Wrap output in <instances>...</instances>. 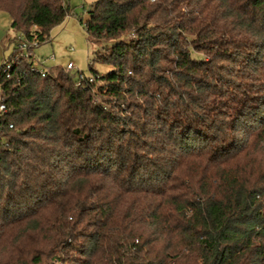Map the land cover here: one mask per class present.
Returning a JSON list of instances; mask_svg holds the SVG:
<instances>
[{
    "label": "trees",
    "instance_id": "16d2710c",
    "mask_svg": "<svg viewBox=\"0 0 264 264\" xmlns=\"http://www.w3.org/2000/svg\"><path fill=\"white\" fill-rule=\"evenodd\" d=\"M0 11L41 45L70 6ZM89 14L109 74L0 82V264H264V0Z\"/></svg>",
    "mask_w": 264,
    "mask_h": 264
},
{
    "label": "rangeland",
    "instance_id": "374dc122",
    "mask_svg": "<svg viewBox=\"0 0 264 264\" xmlns=\"http://www.w3.org/2000/svg\"><path fill=\"white\" fill-rule=\"evenodd\" d=\"M98 0H65L70 6V15L63 24L53 28L49 41L34 48L31 55L35 62L47 60L45 69L49 75L56 76L63 68L72 62L86 76L104 77L112 71V66L95 60L101 44L88 40L85 25L90 18V11ZM12 19L4 11H0V67L12 57L16 49V40L21 33L11 27ZM54 61H49L51 56ZM94 70L95 72H93ZM75 73V72H74ZM69 261L60 264H69ZM50 264V263H49Z\"/></svg>",
    "mask_w": 264,
    "mask_h": 264
},
{
    "label": "built area",
    "instance_id": "2783aa9c",
    "mask_svg": "<svg viewBox=\"0 0 264 264\" xmlns=\"http://www.w3.org/2000/svg\"><path fill=\"white\" fill-rule=\"evenodd\" d=\"M39 46L36 41L30 43L24 36H20L16 40V49L12 57L6 59L0 67V82L2 80H9L14 77L15 69L19 66L22 61L27 64H31V71L39 73L42 77H46L49 73L45 69L39 68V66L45 67L47 60L43 62H35L31 53L34 48ZM54 55L49 58V61H54ZM66 73L75 76L78 86H83L84 83L89 85L95 84L94 76H86L83 72H80L74 63L70 62L66 68H63ZM75 72V73H74ZM7 108L3 99V90L0 85V116L6 112Z\"/></svg>",
    "mask_w": 264,
    "mask_h": 264
}]
</instances>
